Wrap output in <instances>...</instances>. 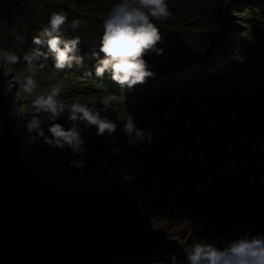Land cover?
<instances>
[{
    "label": "rangeland",
    "instance_id": "rangeland-1",
    "mask_svg": "<svg viewBox=\"0 0 264 264\" xmlns=\"http://www.w3.org/2000/svg\"><path fill=\"white\" fill-rule=\"evenodd\" d=\"M33 2L38 11H34L30 0H2L0 48L13 49L22 57L34 47L32 37L47 26L53 11L66 12V24L80 19L81 26L75 30L69 28L66 35L81 37L79 47L80 54L85 57L84 67L56 70L49 58L47 66L35 74L39 84L35 95L64 80L61 99L70 103L80 98L94 104L102 116L115 121L118 127L115 143L107 134L97 136L95 127L83 133L87 148L83 169L69 163L73 154L67 148H52L42 139L31 144L30 138L24 135V125L34 109L32 97L23 93L19 83L26 70L21 59L12 66L8 76L10 84L14 85V93L19 96V99L15 98L21 114L19 131L29 163L62 187L85 184L129 194L149 213L154 229L165 231L170 239L180 244L205 236L226 237L211 226L216 206L206 210V218L193 212L181 191L172 190L160 176L161 172H166L168 160L151 153L147 143L138 149L133 148L127 143L120 124L131 112L141 128L155 125L154 130H162L181 125L182 114L162 89L174 79L190 88L203 86V100L216 103L226 115L239 119V122L263 117L264 17L261 0H169L173 15L159 24L162 40L158 46L164 48V53L145 56L156 75L132 90L121 88L108 79L107 74L103 79L83 75L85 69L94 71L95 58L91 52L98 50L104 31L102 17L116 0ZM18 36L23 40L17 39ZM237 52L244 55L243 62L234 59ZM102 97L111 98L109 107L100 103ZM41 119H45L43 114ZM60 122L64 123L63 118ZM127 175L134 179H126Z\"/></svg>",
    "mask_w": 264,
    "mask_h": 264
},
{
    "label": "clouds",
    "instance_id": "clouds-1",
    "mask_svg": "<svg viewBox=\"0 0 264 264\" xmlns=\"http://www.w3.org/2000/svg\"><path fill=\"white\" fill-rule=\"evenodd\" d=\"M30 3L34 11L39 10L33 0H30ZM172 15L169 0H116L102 17L104 31L98 50L91 52V56L95 58L94 71L85 69L83 75H94L103 79L107 74L108 79L129 90L145 84L148 78L156 75L145 56L148 53H154L156 56L164 53V48L158 46L162 40L159 24ZM66 21V12L53 11L49 15L47 26L39 29L32 37L34 47L22 57L13 49L0 48V72L7 77L12 71V66L23 60L26 70L19 83L23 93L32 97L31 104L34 109L31 118L25 120L24 135L30 138L31 144H36L42 139L52 148H67L73 154L69 163L83 169L87 153L83 133L95 127L97 136L107 134L115 143L118 125L106 115L102 116L94 104L80 98H75L70 103L61 99L64 80L50 90L35 95L39 87L35 74L38 69L47 66L49 58L56 70L84 67L85 57L80 54L79 47L81 37L66 35L69 28L77 29L82 21L73 19L67 24ZM17 39L23 40V37L18 36ZM234 59L243 62L245 57L237 52ZM13 87L14 85L9 84L5 88V97L12 94L19 99V96L13 93ZM110 100V97H102L100 103L107 108L110 106ZM41 114L45 116L44 120L41 119ZM61 118L64 123L60 122ZM120 128L127 138V143L136 149L143 143L151 145L154 139L155 125L151 128H141L131 112L123 118ZM125 178L134 179L130 175ZM181 245L185 254L184 260L174 252L169 260L153 258L151 264H264V232L245 233L235 237L205 236L202 239L193 238L191 242L182 241Z\"/></svg>",
    "mask_w": 264,
    "mask_h": 264
},
{
    "label": "water",
    "instance_id": "water-1",
    "mask_svg": "<svg viewBox=\"0 0 264 264\" xmlns=\"http://www.w3.org/2000/svg\"><path fill=\"white\" fill-rule=\"evenodd\" d=\"M9 84L0 72V264H151L174 252L184 260L129 194L62 187L29 163Z\"/></svg>",
    "mask_w": 264,
    "mask_h": 264
},
{
    "label": "built area",
    "instance_id": "built-area-1",
    "mask_svg": "<svg viewBox=\"0 0 264 264\" xmlns=\"http://www.w3.org/2000/svg\"><path fill=\"white\" fill-rule=\"evenodd\" d=\"M165 93L182 114V124L154 130L151 153L193 168L197 191L217 187L248 209L250 196L264 199V116L234 123L214 102H204L203 86L167 83ZM167 133V135H165Z\"/></svg>",
    "mask_w": 264,
    "mask_h": 264
},
{
    "label": "trees",
    "instance_id": "trees-1",
    "mask_svg": "<svg viewBox=\"0 0 264 264\" xmlns=\"http://www.w3.org/2000/svg\"><path fill=\"white\" fill-rule=\"evenodd\" d=\"M260 4L264 17V0ZM176 81L179 80L174 79L172 82ZM174 163L176 170L173 171V165H168L166 172H161V178L172 190H180L187 206L201 217L206 218V210L216 206L213 208L214 222L211 220L210 223L216 232L226 237L264 232V199L250 196V208L242 209L234 203L228 192L217 187L197 191L192 166L183 160H175Z\"/></svg>",
    "mask_w": 264,
    "mask_h": 264
},
{
    "label": "crops",
    "instance_id": "crops-1",
    "mask_svg": "<svg viewBox=\"0 0 264 264\" xmlns=\"http://www.w3.org/2000/svg\"><path fill=\"white\" fill-rule=\"evenodd\" d=\"M204 94H205V92H204ZM204 94H203V96H204ZM203 98H204V97H203ZM204 102L207 103V101H204ZM227 117H228L229 120L232 121V122H239V119H234V118L230 117L228 114H227Z\"/></svg>",
    "mask_w": 264,
    "mask_h": 264
},
{
    "label": "bare ground",
    "instance_id": "bare-ground-1",
    "mask_svg": "<svg viewBox=\"0 0 264 264\" xmlns=\"http://www.w3.org/2000/svg\"><path fill=\"white\" fill-rule=\"evenodd\" d=\"M18 114H19V116H21V114H20V110L18 109Z\"/></svg>",
    "mask_w": 264,
    "mask_h": 264
}]
</instances>
